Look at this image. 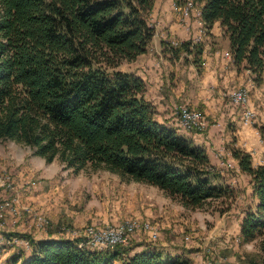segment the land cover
<instances>
[{"label": "trees", "instance_id": "obj_1", "mask_svg": "<svg viewBox=\"0 0 264 264\" xmlns=\"http://www.w3.org/2000/svg\"><path fill=\"white\" fill-rule=\"evenodd\" d=\"M181 0H174L179 3ZM189 0L186 1V3ZM210 28L219 20L231 58L264 80V0H196ZM155 0H0V139L25 142L65 167L102 166L123 179L157 184L186 206L228 189L204 145L160 121L146 80L120 66L146 51L156 31ZM177 42V41H176ZM171 54L190 39L161 40ZM202 43L194 61L200 63ZM232 154L250 176L253 205L240 221L244 240L264 248V162ZM73 236L32 238V252L13 264H189L148 248L126 253Z\"/></svg>", "mask_w": 264, "mask_h": 264}, {"label": "rangeland", "instance_id": "obj_2", "mask_svg": "<svg viewBox=\"0 0 264 264\" xmlns=\"http://www.w3.org/2000/svg\"><path fill=\"white\" fill-rule=\"evenodd\" d=\"M158 1H160L158 9L152 10L150 16L155 26L159 17L166 18L169 22L171 16L182 19L187 15L191 20L198 22L199 3L196 0H189L187 3V0H181L178 4L173 0ZM167 3L169 5H166ZM182 9H188V13L185 14ZM197 22L202 39L192 38L196 36L194 34L196 27L191 37L186 38L190 39V50L194 52L195 43L203 44L204 40L229 47L228 36L222 26L216 23L217 25L208 28L200 20ZM224 54L231 57L229 50H225ZM123 61V67L129 66L128 60ZM262 73L264 75V71ZM251 79L253 80L252 76ZM254 83L250 86L245 80L242 82L248 88V97L255 96L259 101L258 104L252 105L256 115L257 111L259 112L258 116L255 115L246 126L252 130V133H249L250 139L256 137L260 140L264 139V119H261V115L264 116V91ZM233 89H241V86ZM224 96L229 102V108L235 105L240 107L241 119V112H247V103H236L228 93ZM189 105L199 109L196 105L191 103ZM229 118V113H226L223 120L227 126L228 121L231 123ZM176 125L181 133H188L187 128L193 129L183 124ZM207 125L208 122L204 128L198 129H205ZM236 137L237 141L238 139L241 141L234 143ZM244 140L246 139L241 131L236 132V135L230 132L228 138L222 140L225 146L222 158L228 165L220 166L218 169L228 189L218 196L206 198L198 205L184 207L178 205L176 208L178 198L165 199L161 190L156 187L152 189L153 186L148 183L123 179L102 166L87 165L74 170L72 167L63 166L64 163L58 157L48 161L45 156L34 153L31 145L25 142L1 138L0 264H13L15 259L22 260L33 248L32 238L46 235L52 230L57 235L68 234L80 239L84 236L78 233L80 228L90 225L101 227L135 219L141 223L150 222L156 225L157 236L152 238L149 230L143 227L128 231L126 240L118 243L120 247L130 249L125 251V255L131 252L133 247H139L141 243L158 242L164 238L172 247L187 248L192 252L190 255L189 252L177 254L161 249L163 253L187 257L189 263L190 261L199 263L202 259L206 261L207 258L213 261L218 256L227 257L229 250L234 260L245 264H254L253 261L257 260L261 262L260 251H256L258 247L247 244L239 232L241 217L246 207L254 204L250 191V176L239 167L231 151L234 146L245 149L247 144L243 143ZM252 152L254 163L264 162L263 151L253 148ZM5 175L11 185H2ZM172 202L175 205H172ZM41 216L45 218L43 223H40ZM209 232L218 234L219 238L223 239L208 235L205 236L206 241L203 243V235ZM89 245L97 248H114L117 244L89 243ZM245 249L252 252L249 257L243 251ZM223 257L222 261L228 264L227 258Z\"/></svg>", "mask_w": 264, "mask_h": 264}, {"label": "crops", "instance_id": "obj_3", "mask_svg": "<svg viewBox=\"0 0 264 264\" xmlns=\"http://www.w3.org/2000/svg\"><path fill=\"white\" fill-rule=\"evenodd\" d=\"M159 4L160 1L157 2V0H155L153 11L154 9H158L157 6H159ZM166 5L169 4L167 3ZM161 18L159 17L157 20L156 31L149 48L146 51L139 53L134 59L128 60L127 62L129 63V66L123 67L122 64L124 61L120 64L122 68L133 70L136 73L140 74L146 80L147 85L145 89V95L155 103L157 119L174 127L178 132H181L176 125V123L179 125L180 123L176 122L175 120L173 110L174 106L179 102H188L189 104L191 103L198 106L201 112L206 116L208 122L207 128H197L198 130L194 128H187L186 130L188 133L183 134L189 136L195 142L204 145L209 157V161L217 168H220V166H224L222 153H225V146L224 143H222V140L225 138L227 139L230 132H232L234 135H236V132H242L244 138L246 139L243 143L247 144L245 149H247L251 154L253 153V148L264 152V139H260L261 141L257 140L256 137L253 140L250 139L249 133L252 130H249V128L246 126V124L249 123H245L242 121V119H240V107L238 105H235L232 108H229V102L224 96V94L228 93V90L230 88L241 86L244 80L250 86L255 82L256 84H254L259 85V87L262 88V91H264V81L258 82L254 78L252 80L251 76L253 74L249 72L247 67H245L244 65L235 64L232 58L229 57L230 55L228 56V54H224L225 50L230 51V47H226L223 45L220 46L214 41H211L210 43H208L206 40H204V42L202 41V61H200V63L198 64H196L194 61V52L192 50H182L178 54H170V51L165 48L164 44L161 43V40L175 42L186 39L188 37H191L196 27L197 30L194 33L196 36L192 38L194 40H199L201 37L202 39V34L201 32L199 33V26L196 24L197 20H191V18H189V16L187 15L182 19H179L176 16H171L169 22H167L166 18H163V21ZM197 19V23H199V20L203 23L199 15ZM216 23L220 25L219 20L214 21L213 25H217ZM248 98L251 106L253 104L259 103L255 96ZM237 106L239 107V109ZM226 113H229V119L231 121L230 124L228 121V126L225 125L223 120L226 116ZM258 113L259 112L257 111L256 117L258 116ZM261 119H264L263 114L261 115ZM232 124H235V126L232 127ZM235 139L236 140L234 141V143L241 141L239 139L237 141V137ZM255 140H257L259 143H257V141ZM108 170L112 171L110 169ZM112 172L121 177L118 172ZM132 180L142 183H148L153 186L151 187L152 189H155V187L158 188L162 191L165 199H175V197L166 193L157 184L133 178ZM250 191L251 197L255 203L257 198L252 194V187ZM177 202L178 204H176V208L178 205L184 207V205L178 199ZM172 205L175 204H173L172 202ZM46 235L59 236L55 234L53 230L51 231V233L48 232ZM46 235H41L40 237ZM64 235L71 236L68 234ZM208 235H212L213 237L217 236L216 239L219 238L218 234L209 232L203 235V243L204 241H206L205 236ZM221 239L223 238H219V240ZM246 242L247 244H251V247H253V245L255 246V248L258 247L256 248V251H260V257L262 258L260 260L261 262L255 259L257 261H253L254 264H264V248L258 245L257 238L246 240ZM148 248L166 249L170 253L177 254H186L185 252H189L190 255V252H192L190 249L187 250V248L172 247L169 242L163 238L158 242L154 241L148 244L141 243L139 247H133L131 253L136 250ZM243 251L246 255H248V257L252 253L248 249H245ZM31 252L32 250H30L28 254L26 253L24 258L29 256ZM222 257L223 256H218V258H215L213 261L209 258H207L206 261L202 259V262L199 263H197L196 261H190L189 264H226V262L222 261ZM232 257L233 256L231 255V252L229 250L227 257L223 258H227L228 264H245L240 261L234 260V258ZM18 261L21 260L19 259Z\"/></svg>", "mask_w": 264, "mask_h": 264}, {"label": "built area", "instance_id": "obj_4", "mask_svg": "<svg viewBox=\"0 0 264 264\" xmlns=\"http://www.w3.org/2000/svg\"><path fill=\"white\" fill-rule=\"evenodd\" d=\"M182 11L187 14L188 9H182ZM176 42V41H175ZM230 98L236 103H247V112H241V119L245 123H249L254 116L256 111L253 106L248 103V88L246 85L241 84V89L230 88L228 90ZM174 116L176 122L185 123L187 126L192 128L205 127L207 123L206 116L201 112V110L190 106L187 102H179L174 106ZM228 162L224 160V166H227ZM220 169V168H219ZM3 185H11V182L6 179ZM0 213H2V207L0 206ZM45 218L41 216L40 223H43ZM138 227H143L149 230L152 238L157 236V226L150 224V222L141 223L137 219L134 221L120 222L117 224H107L101 227L87 226L80 228L78 233L84 235L80 238V241H85L87 244L89 242H105L109 244H118L126 240L128 236V231H132ZM26 242H28L26 240Z\"/></svg>", "mask_w": 264, "mask_h": 264}, {"label": "bare ground", "instance_id": "obj_5", "mask_svg": "<svg viewBox=\"0 0 264 264\" xmlns=\"http://www.w3.org/2000/svg\"><path fill=\"white\" fill-rule=\"evenodd\" d=\"M179 123L183 124V125H186L185 123H181V122H179ZM186 127H189V126L186 125ZM190 128H192V127H190ZM198 128H204V127H198ZM81 242H85V241H81ZM89 243H105V242H89ZM86 244H87V242H86Z\"/></svg>", "mask_w": 264, "mask_h": 264}]
</instances>
